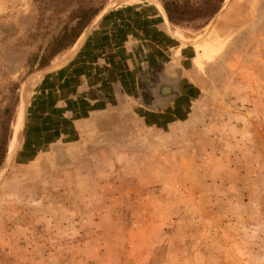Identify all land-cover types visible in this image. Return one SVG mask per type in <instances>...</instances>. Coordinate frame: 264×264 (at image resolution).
Returning <instances> with one entry per match:
<instances>
[{"label": "rangeland", "instance_id": "1", "mask_svg": "<svg viewBox=\"0 0 264 264\" xmlns=\"http://www.w3.org/2000/svg\"><path fill=\"white\" fill-rule=\"evenodd\" d=\"M84 1L0 0V264H264V0H229L203 28L172 25L188 44L166 28L195 83L179 118L129 107L67 143L25 148L33 92L78 39L40 61ZM103 1L96 15L162 12Z\"/></svg>", "mask_w": 264, "mask_h": 264}, {"label": "crops", "instance_id": "2", "mask_svg": "<svg viewBox=\"0 0 264 264\" xmlns=\"http://www.w3.org/2000/svg\"><path fill=\"white\" fill-rule=\"evenodd\" d=\"M160 13L125 4L102 14L80 35L67 53L70 58L46 72L33 92L24 124L25 148L67 143L71 134L115 124L118 112L129 107L146 121L182 116L194 100L195 83L177 57Z\"/></svg>", "mask_w": 264, "mask_h": 264}, {"label": "trees", "instance_id": "3", "mask_svg": "<svg viewBox=\"0 0 264 264\" xmlns=\"http://www.w3.org/2000/svg\"><path fill=\"white\" fill-rule=\"evenodd\" d=\"M98 1L88 0L79 3L77 9L71 14V19L75 23L70 27H64L62 33L52 41L46 56L40 61V67L47 65L52 57L73 46L83 30L103 6L104 1L101 0V4L96 5ZM161 2L173 26L184 28L194 23L204 22L203 28L217 14L224 0H199L196 3L188 0L183 2L161 0ZM8 142L9 135L7 128L0 138V167L7 154Z\"/></svg>", "mask_w": 264, "mask_h": 264}, {"label": "water", "instance_id": "4", "mask_svg": "<svg viewBox=\"0 0 264 264\" xmlns=\"http://www.w3.org/2000/svg\"><path fill=\"white\" fill-rule=\"evenodd\" d=\"M156 3H157V5L160 7V9L162 10V12H163V14H164V16H165V19H166V23H167V27H168V30H169V33L171 34V36L173 37V38H175L177 41H180V42H182V43H185V44H188V42H185V41H182V40H180V39H178L175 35H174V33H173V26H172V24L170 23V21H169V19H168V16H167V14H166V11H165V9H164V7H163V5H162V3L161 2H159L158 0H154ZM229 0H224V2H223V4H222V6H221V8L219 9V11L217 12V14L212 18V22L214 21V19L216 18V16L219 14V12L226 6V4H227V2H228ZM103 10H106V9H103ZM102 12V11H101ZM105 12V11H104ZM104 12H103V14H104ZM100 14V13H99ZM96 15L97 17L96 18H98V17H100L102 14H100V15ZM93 20V19H92ZM91 20V21H92ZM212 22H211V24H212ZM90 24V23H89ZM89 24H88V26H89ZM210 24V25H211ZM87 26V27H88ZM85 28L84 29V31L82 32V36L81 37H83L84 36V34L86 33V31L88 30V28ZM70 58V56H68V57H66L65 59H62L60 62H63L62 64H60L59 66H61V65H63L68 59ZM50 67H48V69H49ZM55 68H58V67H53L52 68V70L53 69H55ZM48 71H50V70H48ZM24 124H25V116L23 115V121H22V130H21V133L23 134V128H24ZM21 137V136H20ZM19 141V142H18ZM20 141H21V139L19 140H17V142L18 143H16L15 145H14V148H13V152L16 150V148H17V146L20 144ZM6 158V157H5ZM5 161V160H4ZM4 163V162H3ZM0 169H1V167H0ZM0 174H1V172H0Z\"/></svg>", "mask_w": 264, "mask_h": 264}, {"label": "bare ground", "instance_id": "5", "mask_svg": "<svg viewBox=\"0 0 264 264\" xmlns=\"http://www.w3.org/2000/svg\"><path fill=\"white\" fill-rule=\"evenodd\" d=\"M177 36V35H176ZM177 37H179V36H177ZM180 38V37H179ZM15 145V144H14ZM13 148H14V146H13ZM13 148H12V150L11 151H13Z\"/></svg>", "mask_w": 264, "mask_h": 264}]
</instances>
